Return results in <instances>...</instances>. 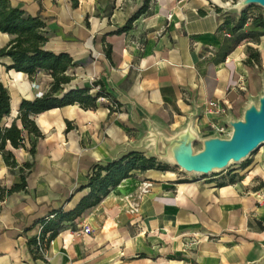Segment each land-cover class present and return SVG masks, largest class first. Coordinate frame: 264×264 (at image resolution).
Instances as JSON below:
<instances>
[{"label":"crops","instance_id":"0c3cea01","mask_svg":"<svg viewBox=\"0 0 264 264\" xmlns=\"http://www.w3.org/2000/svg\"><path fill=\"white\" fill-rule=\"evenodd\" d=\"M8 1L15 6L20 5L19 7L28 15L41 17L46 32L57 36V41L53 43V47H57V54H68L74 66L83 67L84 81L88 82L94 76L96 80L90 87L98 88V86L92 87V84L99 82L111 97L100 99L117 102L123 109L122 113L118 114L122 117L121 120L118 115H109L108 109L90 111V109L73 110L72 108L73 114H67L66 106L53 108L34 116L33 120L45 142L57 135L62 139L60 147L65 153L74 146L80 148L78 153L68 156L71 165L69 170L66 169L61 174L63 178L70 180L68 182L70 186L60 181L57 184L60 185L57 195H68L67 200L73 194L72 184L76 180L86 178L93 166L98 164L95 153L88 156L81 153V146L87 145V140L83 137L86 132H98L100 136L104 135L103 142L101 141L104 145L116 147L120 143V133H123V130L128 132L126 137L123 135L126 144L134 145V135L137 131L141 145L150 147L152 154L158 159L169 161L168 158L163 157V148L170 140L188 126L198 136L199 127L207 125L208 119L203 115V105L206 100L226 99L232 106L241 104L242 91H247L252 85L247 69L248 61H246L250 44L242 43L243 27L233 32V27L239 18H219L217 13L206 7V4L189 2L182 10L181 6L178 12L172 10L170 13L172 18H163L158 5L160 0H157L153 15L137 19L136 24L144 34L145 43L141 53L135 56L128 50L129 46L123 44L124 32L117 33V30L123 26L114 27L110 18L95 17V0ZM118 14L114 11L112 19L118 18ZM131 24L127 31L131 29ZM49 42L48 40L46 44ZM76 45L79 47L78 57H74L75 55L70 52ZM14 74L18 80L24 82L26 75L20 72ZM255 82L258 85V92H261L259 80ZM27 88L28 96L23 99L33 100L36 92L28 85ZM239 100L241 103L238 102ZM9 104L10 112L18 108V100H10ZM68 124L81 127L80 137L71 138V131H66ZM116 154L117 152L115 156ZM115 156L110 153L104 159L108 163L114 161ZM160 174L162 173L155 170H147L144 178L151 179ZM132 181L135 180L130 177L120 181L118 189L116 187L110 189V196L121 198L128 192L123 188L132 185ZM49 188L50 186H45L44 191L48 193ZM170 188L169 183H157L154 192L144 196L142 204L144 233L140 235L151 234L152 229L157 228L167 232L165 228L168 227V233L174 237L171 239L192 234L196 239L214 237L217 243H212V254L221 258L223 264H264V250L258 245L262 242V231L253 229L254 226L259 225L264 227L262 206H257L247 194L235 192L234 188L229 190L221 187L219 190L214 189L211 194L197 193L196 198L192 196L191 200L188 199L186 205L194 219L191 220L188 215L184 217L179 215L182 208H178L177 202L183 199L182 196L185 197L184 188L175 187L177 199L158 194L166 193L164 190ZM191 189L195 191L197 188ZM231 191L234 194H231ZM108 198L109 195L102 203H106ZM79 199L80 197L73 201L74 197H72L70 201H66V206L71 203L70 210L73 209ZM101 207L106 211H113V205L105 207L104 204H100L97 211ZM41 210L45 215L54 210V207L49 209L48 205L44 204ZM252 212H255L251 215L253 220L248 222L247 216ZM25 213H29L30 218L35 214L28 210H25ZM75 222L77 229L70 231L71 229L67 228L51 241L50 253L54 256L55 247L60 246L61 243L62 251L68 246L70 249L79 246L80 251L69 250L66 252L67 257L64 254L62 264H95L92 260L97 254L93 253V250L89 251V248L96 243V238L89 233L83 235L82 239L71 238V232L81 229L80 227L89 228L90 225L83 216ZM113 224L115 225V222ZM24 226L28 229L36 224L33 219L29 222L19 220L14 228H9V231H15L14 237L21 239L22 236L16 232L20 233ZM185 226L194 232L177 236L178 229ZM4 228L7 229L5 226ZM172 230H175L174 235L171 234ZM115 232L117 236H106L105 241L120 243L125 240L117 226ZM65 233L68 235L67 238H60L61 234ZM237 235H242L241 241L232 240ZM147 237L146 239L150 241V235ZM221 241L229 245H221ZM131 242L132 239L125 241L128 244L127 249L133 247ZM219 247H222L221 251ZM144 251L150 256L148 250ZM149 258L145 260L149 262ZM157 259L161 262L160 254Z\"/></svg>","mask_w":264,"mask_h":264},{"label":"rangeland","instance_id":"374dc122","mask_svg":"<svg viewBox=\"0 0 264 264\" xmlns=\"http://www.w3.org/2000/svg\"><path fill=\"white\" fill-rule=\"evenodd\" d=\"M157 0H149L144 13L140 14L138 18L142 16L148 17L154 14V9ZM189 2H198L206 4V7L217 13L219 18H241V16L247 18L245 26L242 28V43L250 44L247 50L248 61V71L249 78L252 80V85H250L247 91H242V103L235 104L232 106V110L229 111V116L233 119H241L242 113L247 109L250 104L255 107L258 105V98L261 92H258L256 80H259L260 86L262 88L264 83V29L253 27L251 20L257 17L259 14L264 16V9L257 4H250L248 6H239V0H160L158 5L160 6V13L163 18H172L170 13L172 10L180 11ZM11 6H15L14 3H10ZM144 5V0H95L94 3V15L96 18H110L112 20L113 26H124L125 22L136 14ZM176 5H179L176 6ZM118 12V18H113V12ZM137 19L131 24V29L123 33L124 41L123 44L128 45V50L130 53L138 56L144 48V34L138 29L136 24ZM121 24V25H120ZM136 24V25H135ZM48 40L50 41L45 45L46 50L52 53L58 52L57 47H53L54 41H57V36L53 33L47 32ZM11 36L5 34H0V48L4 47L10 40ZM74 49L71 50V54L78 57L79 47L78 45L73 46ZM7 61L0 58V84L5 89L10 100H18V108L15 111L10 112L7 117L1 120L0 128L8 126L16 117L19 116L20 110L19 105L23 98L28 96L27 85L32 88L36 93H34V98L41 97L43 94L49 92L50 84L52 83V78L46 71H37L34 75L24 77V82L18 80L14 74V70H8ZM65 74L70 77L68 84L63 86V92L79 89L83 87H90L91 83L96 80L94 76L88 82L84 81L83 67L78 68V66L71 67ZM34 88V89H33ZM98 88H91L88 92L90 95H94ZM10 105V104H9ZM69 106H72L71 108ZM73 110L77 108L82 109L78 104L66 106L67 114H73ZM108 109L109 115H118L122 113V106L117 102L108 99H96L94 101V108L90 109L101 110ZM119 116V115H118ZM33 119L34 116H31ZM119 116V120H121ZM124 120V119H123ZM16 125L21 130V136L23 138L22 146L18 148H12L9 144H6L4 149L0 150V264H62L63 256L66 252H76L79 250V246L73 247V249L67 247L66 250L62 251L63 244L55 247V255H51L50 249L52 248L51 242H46L48 234L44 235L43 239L40 238L42 231V223L48 220H53V211H58L61 213L67 212L71 208V203L66 206V201H70L74 197L75 201L78 197H83L89 193V189L85 188L87 183L86 178L76 180L72 184L71 192L72 195H60L59 192L60 185H57L60 181L61 183H67L69 185V179L63 178L62 171L69 170L70 159L68 156L70 154L78 153L79 147L74 146L67 150L65 153L60 147L61 137L53 136L51 139L44 141L42 137H35L33 133L29 130H23L20 122L17 120ZM67 131H71V138L77 139L80 137L81 127L66 125ZM41 133V132H40ZM127 131L123 130L120 133V143L118 146L104 145L103 139L104 135L100 136L98 132H86L83 137L87 140V145L81 146V153L83 155H91L95 153L96 158H98L99 165H105L106 157L112 153L115 156V160L119 159L125 154L130 152H138L146 158H155L156 164L161 168L160 174L157 177L148 179L144 178V172L132 171L130 178L134 179L132 185H129L124 190L128 191L121 198H114L110 196L111 190H108L107 195L101 199V201L93 208L85 211L81 216L72 220L73 223L60 222L58 223L56 237L62 233L65 229L76 228L77 220H80L82 216L86 219V222L90 225L89 234L96 238V243L89 248V251H94L97 257L93 259L95 264H223L221 258L219 259L216 255L212 254V243H217L214 237H204L196 239L195 235H182L179 238H174L168 233L169 228L166 227L164 231L157 229H152V233H144V227L142 225V210L144 196H148L154 192V188L157 183H169L171 188L169 190H164L165 192L158 193L169 196L168 198H175V187L180 186L184 188L185 197L177 202L178 208L180 210L179 215L184 217L188 215L189 219L194 220L191 217V211L188 210V199L195 198L198 194H211L213 190H219L221 187H226L229 190L234 188L235 192H240L242 195L247 194L248 198L256 202L257 206H262L264 208V143H262L257 149L251 152L249 155L244 157L241 161L233 163L226 168L215 171L214 173H209L208 175H201L195 172H187L180 169L173 162L158 159L152 154L151 148L146 145H141V139L136 134L135 131V143L134 145H127L126 138ZM134 133V132H133ZM198 140L192 142L191 149L193 153H197L202 149V140L218 137L220 139H227L228 136L214 134L207 125L199 127L198 130ZM100 137V138H99ZM101 139V140H100ZM138 139V140H137ZM102 141V142H101ZM95 144V145H94ZM33 151V154L30 153ZM69 152V153H68ZM69 154V155H68ZM43 158V159H42ZM157 171V170H155ZM92 170L89 171L90 175ZM21 187L18 190H14L16 186ZM50 186L48 193L44 190L45 186ZM118 186H116L117 188ZM196 187L195 191L191 188ZM119 188V187H118ZM117 188V189H118ZM191 189V190H190ZM223 190V189H222ZM217 192V191H215ZM231 194H234L231 191ZM109 195L106 203H102L104 199ZM59 197L57 200L55 198ZM199 200L201 196L199 195ZM48 205L49 209L54 207L48 214H44L41 210L43 205ZM100 204H104L105 207L113 205V211H106L102 207L98 210ZM42 206V207H41ZM187 209V210H186ZM32 211L35 214L30 218L29 213ZM95 212V213H94ZM247 216L249 220H253L251 215ZM28 217V218H27ZM34 220L36 226L24 229L16 234L22 236L21 239L15 238V231H9L10 227H15V223L19 220L31 221ZM197 218L195 217V220ZM70 222V221H69ZM115 222V225L113 224ZM20 223V222H19ZM28 224V223H27ZM131 224V225H130ZM4 226L7 228L5 229ZM117 229L125 237L124 241L120 243H110L105 241L106 236H117ZM82 228V227H80ZM77 229V228H76ZM253 229L262 231V242L259 248L264 250V227L254 226ZM159 230V231H158ZM78 231V230H77ZM7 232V233H3ZM13 232V233H8ZM194 232L188 226L180 227L177 232V236L181 234H189ZM72 233V232H71ZM175 230H172L171 234L174 235ZM140 235V236H138ZM150 235V241L147 240V236ZM67 233L61 234L60 238H67ZM55 237V238H56ZM137 237V238H135ZM32 238L35 239L33 245L28 246V241ZM54 238V239H55ZM250 238V237H248ZM132 239L131 249H127V243L125 241ZM58 239H56L57 241ZM226 240V239H224ZM232 240L241 241L242 235H237L236 238ZM61 242V241H60ZM130 242V241H129ZM75 244V243H74ZM120 244V246H118ZM221 245L228 246V243L222 242ZM76 245L77 242H76ZM160 247V249L158 248ZM95 249V250H94ZM144 250H148L150 256H147ZM222 250V247H219ZM45 253L48 262L43 260L42 254ZM160 254L161 262H158V255ZM67 257V256H66ZM152 260L150 262L145 260L146 258ZM213 258V259H212ZM166 261V262H164Z\"/></svg>","mask_w":264,"mask_h":264},{"label":"trees","instance_id":"16d2710c","mask_svg":"<svg viewBox=\"0 0 264 264\" xmlns=\"http://www.w3.org/2000/svg\"><path fill=\"white\" fill-rule=\"evenodd\" d=\"M148 1L144 0L143 7L131 16L124 26L117 30V33L125 32L130 28V24L145 12ZM246 21L247 18L241 16L237 24L234 25L233 32L240 30ZM251 24L253 27L264 29V16L259 14L251 20ZM1 33L12 37L4 47L0 48V58L7 61L8 70H14L28 76L42 70L48 72L53 81L50 84L49 92L41 97L33 100L23 99L19 105V116L8 126L0 128V150L4 149L6 144L12 148L22 146L23 138L20 128L16 125L17 120L23 130H29L35 137H42L31 116L73 104H78L82 109H93L96 99L111 98L99 82L92 84V87L98 86L94 95L88 94L91 87L63 92V86L70 81V77L65 72L74 67V64H72V59L68 54H54L46 50L45 44L48 37L45 23L41 17L28 15L21 7L11 6L8 0H0ZM9 111V97L0 84V123L4 117L8 116ZM67 129L66 127V131ZM30 153L33 154V151ZM91 170L92 174L87 175L85 186L89 189V193L81 197L73 209L64 213L53 211L51 213L53 220L42 223L41 239L48 234L46 242H51L56 237L58 223L72 221L85 211L95 207L107 195L109 189L115 188L120 181L129 178L132 171H160L161 168L156 164L155 158H146L138 152H130L105 165L96 164ZM20 188L17 185L14 190ZM34 243L35 239L32 238L28 241V246Z\"/></svg>","mask_w":264,"mask_h":264},{"label":"water","instance_id":"95a60500","mask_svg":"<svg viewBox=\"0 0 264 264\" xmlns=\"http://www.w3.org/2000/svg\"><path fill=\"white\" fill-rule=\"evenodd\" d=\"M250 4H257L264 9V0H250L241 7ZM262 89H264V83ZM226 123L231 129L230 139L229 137L227 139L218 137L203 139L202 149L197 153H193L190 146L199 138L189 126L186 127L177 135L184 134L189 138L193 134V140L189 143L188 148L178 152L171 162L184 171L208 175L214 173L215 168L218 169L216 171H219L226 168L227 165L241 161L264 143V94L262 97L259 96L257 107L250 104L243 111L241 119L229 118ZM177 135L168 144L173 143ZM163 157L168 158L165 154Z\"/></svg>","mask_w":264,"mask_h":264},{"label":"built area","instance_id":"2783aa9c","mask_svg":"<svg viewBox=\"0 0 264 264\" xmlns=\"http://www.w3.org/2000/svg\"><path fill=\"white\" fill-rule=\"evenodd\" d=\"M232 110L231 102L226 99L221 100H206L203 105V115L208 119L207 126L214 134L229 136L230 126L226 123V120L231 118L229 111ZM233 119V118H231ZM236 120V119H233ZM90 232V228L82 227L78 231L71 233L72 239H82L83 235ZM43 260L48 262V258L45 253L42 254Z\"/></svg>","mask_w":264,"mask_h":264},{"label":"bare ground","instance_id":"6f19581e","mask_svg":"<svg viewBox=\"0 0 264 264\" xmlns=\"http://www.w3.org/2000/svg\"><path fill=\"white\" fill-rule=\"evenodd\" d=\"M248 1H250V0H239L238 5L241 6ZM263 94H264V89H262V91L260 93V97H262ZM257 112H259V110H257ZM229 139H230V137H229ZM229 139H228V141H229ZM191 140H193V134H191L189 138L185 137L184 134L177 135V137L175 138V141L173 143H170V144H167L164 146V148H163L164 154L167 155V157L170 161H173L174 157L178 154V152H181L184 149L188 148V145L191 142ZM190 149H191V146H190ZM216 170H218V169L215 168L214 171H216Z\"/></svg>","mask_w":264,"mask_h":264}]
</instances>
